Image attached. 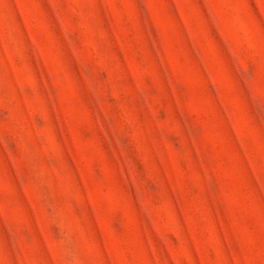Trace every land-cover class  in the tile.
Wrapping results in <instances>:
<instances>
[{"label": "rangeland", "instance_id": "rangeland-1", "mask_svg": "<svg viewBox=\"0 0 264 264\" xmlns=\"http://www.w3.org/2000/svg\"><path fill=\"white\" fill-rule=\"evenodd\" d=\"M0 264H264V0H0Z\"/></svg>", "mask_w": 264, "mask_h": 264}]
</instances>
